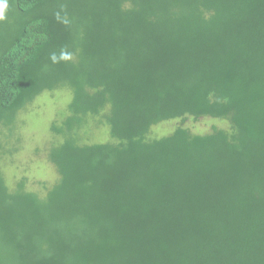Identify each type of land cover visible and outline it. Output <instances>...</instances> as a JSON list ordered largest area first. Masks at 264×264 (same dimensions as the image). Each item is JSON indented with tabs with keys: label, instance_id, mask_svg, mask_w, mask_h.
Masks as SVG:
<instances>
[{
	"label": "trees",
	"instance_id": "16d2710c",
	"mask_svg": "<svg viewBox=\"0 0 264 264\" xmlns=\"http://www.w3.org/2000/svg\"><path fill=\"white\" fill-rule=\"evenodd\" d=\"M56 91L58 179L10 186ZM189 118L229 130L152 136ZM0 264H264V0H0Z\"/></svg>",
	"mask_w": 264,
	"mask_h": 264
},
{
	"label": "rangeland",
	"instance_id": "374dc122",
	"mask_svg": "<svg viewBox=\"0 0 264 264\" xmlns=\"http://www.w3.org/2000/svg\"><path fill=\"white\" fill-rule=\"evenodd\" d=\"M70 99L71 94L68 91L45 93L21 114L18 128L21 139L19 152L2 163L10 186L26 177L28 189L43 195L45 187H50L57 181L56 170L47 159V151L53 143L57 142L50 133V126L53 122L60 121L65 115ZM180 126L197 135L210 134L215 128L229 130L227 122H221V120L207 118L195 122L189 118L185 123L177 120L162 124L154 129L152 136L163 137ZM91 134L93 135L90 143L110 141L109 131L104 126L93 129Z\"/></svg>",
	"mask_w": 264,
	"mask_h": 264
}]
</instances>
